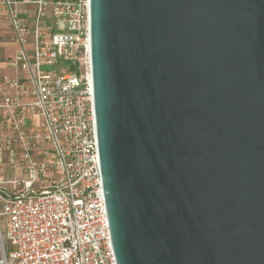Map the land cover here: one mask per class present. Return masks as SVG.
I'll use <instances>...</instances> for the list:
<instances>
[{
  "label": "water",
  "instance_id": "water-1",
  "mask_svg": "<svg viewBox=\"0 0 264 264\" xmlns=\"http://www.w3.org/2000/svg\"><path fill=\"white\" fill-rule=\"evenodd\" d=\"M116 264H264V0H89Z\"/></svg>",
  "mask_w": 264,
  "mask_h": 264
},
{
  "label": "built area",
  "instance_id": "built-area-1",
  "mask_svg": "<svg viewBox=\"0 0 264 264\" xmlns=\"http://www.w3.org/2000/svg\"><path fill=\"white\" fill-rule=\"evenodd\" d=\"M2 21L19 51L3 65L13 74L0 73V264H116L98 157L89 0H0Z\"/></svg>",
  "mask_w": 264,
  "mask_h": 264
},
{
  "label": "crops",
  "instance_id": "crops-1",
  "mask_svg": "<svg viewBox=\"0 0 264 264\" xmlns=\"http://www.w3.org/2000/svg\"><path fill=\"white\" fill-rule=\"evenodd\" d=\"M19 51V47L12 40L8 25L5 21L0 23V73L12 75L13 72L4 68V62L13 58Z\"/></svg>",
  "mask_w": 264,
  "mask_h": 264
},
{
  "label": "rangeland",
  "instance_id": "rangeland-1",
  "mask_svg": "<svg viewBox=\"0 0 264 264\" xmlns=\"http://www.w3.org/2000/svg\"><path fill=\"white\" fill-rule=\"evenodd\" d=\"M42 70H45V71H53V70H55V67H42ZM79 71L81 73H83V71H84V64H82L81 67H79ZM0 222H1V225L3 226V224H4L3 219H1Z\"/></svg>",
  "mask_w": 264,
  "mask_h": 264
}]
</instances>
